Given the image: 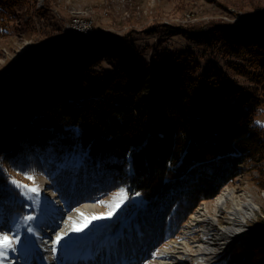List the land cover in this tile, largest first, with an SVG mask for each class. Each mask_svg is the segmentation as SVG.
<instances>
[{
	"label": "trees",
	"instance_id": "16d2710c",
	"mask_svg": "<svg viewBox=\"0 0 264 264\" xmlns=\"http://www.w3.org/2000/svg\"><path fill=\"white\" fill-rule=\"evenodd\" d=\"M26 1L0 0V31ZM199 33L195 41L221 43L220 52L243 58L255 86L213 66L192 78L194 68L177 58L145 62L134 50L111 70L81 57L68 73L57 72L56 53L37 70L35 59L25 68L28 94L1 82L0 220L28 209L8 181L10 169L47 175L68 209L123 187L141 201L126 204L96 249L99 264L138 262L176 237L200 200L242 163L264 164V128L253 119L264 94V10L241 25L217 23ZM112 43L102 45L115 58ZM61 53L77 57L75 47ZM260 179L264 186V167ZM221 264H264V229Z\"/></svg>",
	"mask_w": 264,
	"mask_h": 264
},
{
	"label": "rangeland",
	"instance_id": "374dc122",
	"mask_svg": "<svg viewBox=\"0 0 264 264\" xmlns=\"http://www.w3.org/2000/svg\"><path fill=\"white\" fill-rule=\"evenodd\" d=\"M262 10L264 0H27L14 7L12 14L3 20L4 26L0 31V82L8 81L7 85L15 92L28 94L27 71L24 68L33 58L58 54L52 58L57 59V72L62 73H68L70 69L77 67L81 57L96 68L111 70L116 67L117 62L125 63L127 54L134 50L145 62L159 63L177 58L179 62L190 66L191 70L194 68L189 71L192 78H198L205 68L213 66L223 70L238 84L254 87L251 69L244 70L246 65L243 58L225 50L220 52L218 49L221 43L214 47L194 39L201 34L199 32L217 23L241 25L248 16ZM103 43L115 45V58L109 51L103 50ZM74 47L77 56L75 59L70 60L61 53L63 48ZM36 68L44 69L43 60L37 62ZM259 98L260 105L255 108L253 119L264 128V123H258L264 122V94H260ZM241 166L240 171L226 184L250 189L259 209L256 218L249 222L256 227L255 234L238 245L259 239L264 229V186L260 179V169L264 164L260 161L249 168V163L244 162ZM8 174L29 183L24 180L23 173L10 169ZM35 175L36 183L41 186L42 203L35 210L28 206L26 214L39 213L37 220L31 222L37 228L41 224L49 225L76 205L71 209L65 207L50 187L48 176L42 173ZM119 188L112 189L98 200L110 199ZM212 197L202 200L208 201ZM23 200L30 204L24 198ZM130 200L136 204L141 201L139 196L128 195V199L112 218L93 221L82 233H70L65 237L58 246L55 257L52 252L37 250L35 264H47L49 257L53 258V264H99L96 248L109 236L110 225L121 216ZM108 210L103 205L99 211L88 215L106 213ZM12 216L5 217L6 219L3 217L4 220L1 219L0 223L6 228ZM25 227L21 224L20 233L27 241V246L37 234L35 229L34 234L29 235ZM181 228L172 239L181 240ZM196 236L197 233L187 235L190 240ZM26 246H21L16 253L24 251ZM158 248L150 256L145 255L142 261L120 260L118 264H149L157 255ZM15 255L10 252L5 264H11ZM227 257L228 255L222 258L218 264Z\"/></svg>",
	"mask_w": 264,
	"mask_h": 264
},
{
	"label": "bare ground",
	"instance_id": "6f19581e",
	"mask_svg": "<svg viewBox=\"0 0 264 264\" xmlns=\"http://www.w3.org/2000/svg\"><path fill=\"white\" fill-rule=\"evenodd\" d=\"M102 206L94 201H84L73 209L89 214L99 211ZM73 209L47 226L41 224L35 228L37 235L32 237L24 251L12 253L16 255L10 263L35 264L37 250L51 252L55 234L67 231L71 226L68 218L80 219ZM258 209L250 189L224 185L210 200L200 201L188 215L181 228V240L171 238L158 248L157 255L149 264H218L234 246L255 234L256 227L249 222L256 218ZM191 233H197L196 238L188 239L187 235ZM47 262L53 264V258H47Z\"/></svg>",
	"mask_w": 264,
	"mask_h": 264
},
{
	"label": "snow or ice",
	"instance_id": "6c2138e0",
	"mask_svg": "<svg viewBox=\"0 0 264 264\" xmlns=\"http://www.w3.org/2000/svg\"><path fill=\"white\" fill-rule=\"evenodd\" d=\"M23 176L24 180L29 181V183H24L23 180H18L12 176H8V181L16 190H18L21 197L30 202V204L25 205L26 207L31 206L34 210L38 209L41 207L42 203L40 198L41 186L36 183V175L34 172H24ZM135 195L139 196L140 193H136ZM127 199V190L125 188H119L112 194L109 200L105 201L101 199L97 201V203L104 205L109 209L106 213H93L88 215L79 209H73L80 219L77 220L69 217L68 222L71 223V226L68 230L60 231L55 234V237L51 241V252L53 253V256L55 257L58 246L65 237H68L69 233H82L93 221L112 218ZM38 216V212L25 215L17 213L11 217L10 221H8V226L6 228L3 223H0V264H5L10 252L15 253L21 246H26L27 241L20 233L21 224L25 225V231L29 235H32L35 232V228L31 222L36 221Z\"/></svg>",
	"mask_w": 264,
	"mask_h": 264
},
{
	"label": "water",
	"instance_id": "95a60500",
	"mask_svg": "<svg viewBox=\"0 0 264 264\" xmlns=\"http://www.w3.org/2000/svg\"><path fill=\"white\" fill-rule=\"evenodd\" d=\"M42 57H43V56H40V57H38V58H33V61H35V59H39V60H41ZM33 61H31V62H33ZM29 64H30V62L28 63V65L25 66V68H27V67L29 66ZM31 64H32V63H31ZM25 68H24V69H25ZM0 83H1V82H0Z\"/></svg>",
	"mask_w": 264,
	"mask_h": 264
},
{
	"label": "built area",
	"instance_id": "2783aa9c",
	"mask_svg": "<svg viewBox=\"0 0 264 264\" xmlns=\"http://www.w3.org/2000/svg\"><path fill=\"white\" fill-rule=\"evenodd\" d=\"M86 27H87V26H86ZM86 27H85V28H86Z\"/></svg>",
	"mask_w": 264,
	"mask_h": 264
}]
</instances>
